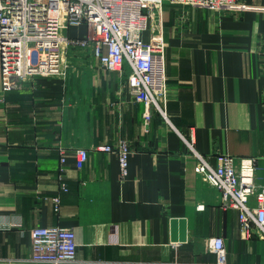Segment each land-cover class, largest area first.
Returning a JSON list of instances; mask_svg holds the SVG:
<instances>
[{
  "label": "crops",
  "instance_id": "0c3cea01",
  "mask_svg": "<svg viewBox=\"0 0 264 264\" xmlns=\"http://www.w3.org/2000/svg\"><path fill=\"white\" fill-rule=\"evenodd\" d=\"M241 1L246 10L164 1L165 115L150 107L147 126L127 71L90 50L22 88L0 71V264H34L29 231L50 226L74 229L76 264H216L208 242L219 236L230 264H264L263 235L242 236L239 210L196 173L189 146L213 166L225 153L254 159L264 185V0ZM120 140L125 176L116 152L97 149ZM78 148L90 156L81 169ZM173 218L186 240H172Z\"/></svg>",
  "mask_w": 264,
  "mask_h": 264
},
{
  "label": "built area",
  "instance_id": "2783aa9c",
  "mask_svg": "<svg viewBox=\"0 0 264 264\" xmlns=\"http://www.w3.org/2000/svg\"><path fill=\"white\" fill-rule=\"evenodd\" d=\"M165 0H0V71L6 88H22L36 77L59 76L69 66L68 51H92L109 72L125 73L134 98L165 115L167 81L162 8ZM174 5L203 7L212 11H243L241 0H169ZM86 26L84 36L70 35L71 27ZM152 31V35L151 32ZM149 34V35H148ZM189 144V143H188ZM196 173L215 186L226 207L239 210L241 234L256 229L264 237V185L254 181V159L225 153L213 166L195 151ZM98 150L116 152L123 176L127 173L130 147L126 140L116 146L101 144ZM65 153L61 161L65 162ZM85 148L75 152L76 166L89 162ZM255 197L256 205L249 199ZM0 225V229H2ZM34 264H76L77 242L70 227H36L29 231ZM216 264H230L224 238L210 239Z\"/></svg>",
  "mask_w": 264,
  "mask_h": 264
},
{
  "label": "water",
  "instance_id": "95a60500",
  "mask_svg": "<svg viewBox=\"0 0 264 264\" xmlns=\"http://www.w3.org/2000/svg\"><path fill=\"white\" fill-rule=\"evenodd\" d=\"M187 238V224L183 218L172 219V240L173 241H184Z\"/></svg>",
  "mask_w": 264,
  "mask_h": 264
},
{
  "label": "rangeland",
  "instance_id": "374dc122",
  "mask_svg": "<svg viewBox=\"0 0 264 264\" xmlns=\"http://www.w3.org/2000/svg\"><path fill=\"white\" fill-rule=\"evenodd\" d=\"M68 32L70 33V35L84 36V34L86 33V26L83 24L80 27H71ZM150 33L152 35V31ZM68 52H69L68 54H71L73 52H82V49H71ZM68 63L70 65V60L69 59H68Z\"/></svg>",
  "mask_w": 264,
  "mask_h": 264
}]
</instances>
